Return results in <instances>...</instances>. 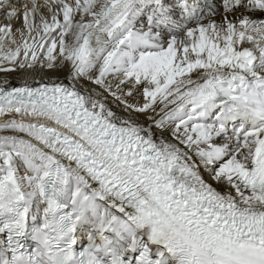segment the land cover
<instances>
[{
    "label": "snow or ice",
    "instance_id": "1",
    "mask_svg": "<svg viewBox=\"0 0 264 264\" xmlns=\"http://www.w3.org/2000/svg\"><path fill=\"white\" fill-rule=\"evenodd\" d=\"M0 264H264V0H0Z\"/></svg>",
    "mask_w": 264,
    "mask_h": 264
}]
</instances>
